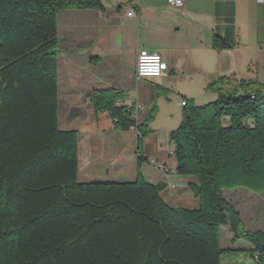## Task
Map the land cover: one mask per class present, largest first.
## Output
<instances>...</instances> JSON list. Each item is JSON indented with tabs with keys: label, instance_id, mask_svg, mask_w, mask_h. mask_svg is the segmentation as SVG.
Segmentation results:
<instances>
[{
	"label": "trees",
	"instance_id": "16d2710c",
	"mask_svg": "<svg viewBox=\"0 0 264 264\" xmlns=\"http://www.w3.org/2000/svg\"><path fill=\"white\" fill-rule=\"evenodd\" d=\"M103 0H0V264H221V227L264 264V232L245 227L224 189L264 193V84L222 75L215 102L171 132L176 172L197 179V209L169 206L141 172L146 122L124 93L95 91L100 131L140 132L136 182H80L78 132L58 124V13ZM213 47H232L215 36ZM232 251V250H228ZM238 251V250H233Z\"/></svg>",
	"mask_w": 264,
	"mask_h": 264
},
{
	"label": "crops",
	"instance_id": "0c3cea01",
	"mask_svg": "<svg viewBox=\"0 0 264 264\" xmlns=\"http://www.w3.org/2000/svg\"><path fill=\"white\" fill-rule=\"evenodd\" d=\"M103 4V9L68 8L58 13V124L61 130L78 132V180H138L139 131L98 129L94 93L115 89L124 93L118 105H142L139 124L156 111L144 140L145 179L166 185L162 196L169 206L197 209L201 200L191 186L197 179L177 173L176 158L168 152L175 148L171 132L177 129L176 119L172 114L167 118L164 110L160 114L158 106L166 100H161L159 90L169 95L199 90L210 96L214 92L207 86L222 75L264 84V0H185L183 8L172 7L167 0ZM133 6L137 14L130 17L127 12ZM215 36L232 47L214 48ZM141 49L162 54L168 64L162 77L137 78ZM161 120L168 126L162 127ZM252 248L250 243L245 249Z\"/></svg>",
	"mask_w": 264,
	"mask_h": 264
},
{
	"label": "rangeland",
	"instance_id": "374dc122",
	"mask_svg": "<svg viewBox=\"0 0 264 264\" xmlns=\"http://www.w3.org/2000/svg\"><path fill=\"white\" fill-rule=\"evenodd\" d=\"M155 81V78H149ZM156 83V82H155ZM162 94V99L166 100V104L159 105L160 114L164 110L166 117L168 118L170 114L173 115L172 119H176L175 128H179L182 122L185 106H182L181 101L185 100L190 106H200L210 102H215L218 100L219 96L215 93L212 95H202L199 90H194V93H178V94H166L162 88L159 90ZM191 94V95H190ZM152 112V111H151ZM163 112V113H164ZM155 109L151 114H153L148 122V127L150 128V123L155 116ZM178 120V122H177ZM165 124L161 126H168V122L161 120ZM171 124V123H170ZM225 198L232 202L238 210L243 213V223L247 230L257 231L261 230L264 232V193L256 194L251 189L238 187L234 189H224ZM253 215L254 219L251 218ZM221 247L226 251L222 254L221 264H257L252 252L245 248L250 245L249 241L246 239H239L233 241L234 234L230 230L229 225H224L221 227ZM232 251H228V250ZM238 250V251H233Z\"/></svg>",
	"mask_w": 264,
	"mask_h": 264
},
{
	"label": "built area",
	"instance_id": "2783aa9c",
	"mask_svg": "<svg viewBox=\"0 0 264 264\" xmlns=\"http://www.w3.org/2000/svg\"><path fill=\"white\" fill-rule=\"evenodd\" d=\"M169 5L175 8H183L185 6V0H167ZM137 14V9L133 6L127 12V15L133 17ZM168 69V64L164 60L162 54L157 52H150L146 49H141L137 54L136 62V75L137 78H159L162 77ZM182 105H187L185 100L182 101ZM143 107L138 102L132 107L133 118L139 125L140 112ZM135 129H137L135 127ZM140 134V132H139ZM170 155H174V149H170ZM154 164L158 165L161 168L165 167V164L157 163L155 160L152 161Z\"/></svg>",
	"mask_w": 264,
	"mask_h": 264
}]
</instances>
